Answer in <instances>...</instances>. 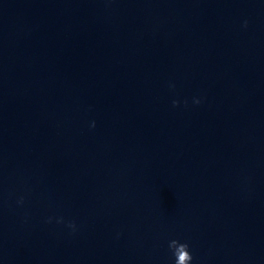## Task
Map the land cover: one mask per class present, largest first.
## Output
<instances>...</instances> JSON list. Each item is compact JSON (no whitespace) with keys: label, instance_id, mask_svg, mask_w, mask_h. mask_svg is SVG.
<instances>
[{"label":"clouds","instance_id":"1","mask_svg":"<svg viewBox=\"0 0 264 264\" xmlns=\"http://www.w3.org/2000/svg\"><path fill=\"white\" fill-rule=\"evenodd\" d=\"M245 26H247V22H245ZM195 103H199V100H196ZM177 104L178 101H173V106ZM169 248L173 250L175 264H191L193 257L188 251L189 245L187 243H180L177 240H172L169 243Z\"/></svg>","mask_w":264,"mask_h":264}]
</instances>
